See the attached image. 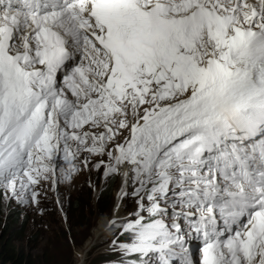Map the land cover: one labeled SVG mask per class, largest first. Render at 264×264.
I'll list each match as a JSON object with an SVG mask.
<instances>
[{"label": "snow or ice", "instance_id": "6c2138e0", "mask_svg": "<svg viewBox=\"0 0 264 264\" xmlns=\"http://www.w3.org/2000/svg\"><path fill=\"white\" fill-rule=\"evenodd\" d=\"M83 172L110 264H264V0H0V201Z\"/></svg>", "mask_w": 264, "mask_h": 264}, {"label": "rangeland", "instance_id": "374dc122", "mask_svg": "<svg viewBox=\"0 0 264 264\" xmlns=\"http://www.w3.org/2000/svg\"><path fill=\"white\" fill-rule=\"evenodd\" d=\"M88 175L93 182L95 178L98 180L94 174L83 172L71 185L60 189L67 197V220L61 216L55 198L43 205L46 208L43 214L14 201L7 205L0 201V264L13 263L5 260L7 252L13 257H22V264H107L115 259L106 235L93 240L102 218L112 210L115 186H109V201L103 203L99 194L107 186L96 184L93 190L87 185ZM90 241L95 243L92 248ZM104 258L109 259L102 263Z\"/></svg>", "mask_w": 264, "mask_h": 264}, {"label": "trees", "instance_id": "16d2710c", "mask_svg": "<svg viewBox=\"0 0 264 264\" xmlns=\"http://www.w3.org/2000/svg\"><path fill=\"white\" fill-rule=\"evenodd\" d=\"M107 189L106 188L101 189L100 194H99L100 195V199L99 200H101L103 203L109 201L111 187H109ZM74 205H77V202H75ZM1 221L2 220L0 219V225H1ZM6 255H7V258H5V260L7 259L6 261L13 262L12 264H22L21 263V261L23 260L22 257H19V256L18 257H13L12 254H10L9 252H7ZM102 257H104V256L102 255ZM110 261H112V260H110ZM110 261H108L109 264H110Z\"/></svg>", "mask_w": 264, "mask_h": 264}, {"label": "bare ground", "instance_id": "6f19581e", "mask_svg": "<svg viewBox=\"0 0 264 264\" xmlns=\"http://www.w3.org/2000/svg\"><path fill=\"white\" fill-rule=\"evenodd\" d=\"M78 176H80V175H78ZM77 176V177H78ZM96 184H100L99 183V181L97 180V181H95V188H97V185ZM101 185V184H100ZM109 186H107L106 187V189L108 188ZM93 189V188H92ZM114 190H113V198H114ZM110 213H108V214H105V216L103 217V218H105V217H107L108 215H109ZM102 218V219H103ZM100 222V221H99ZM98 225H99V223H98ZM104 235H106L105 234V232H104V230H103V227H102V224H101V226L100 227H98V228H96V231H95V233H94V236H93V240H95V239H97V238H100V236H104ZM95 238V239H94ZM92 240V239H91ZM91 242V241H90ZM88 243V244H90L91 245V248L95 245V243H93L94 241H92L91 243ZM90 245H89V247H90ZM87 251V250H86ZM89 251V250H88ZM81 261V260H80ZM81 264H83V262L81 263Z\"/></svg>", "mask_w": 264, "mask_h": 264}, {"label": "built area", "instance_id": "2783aa9c", "mask_svg": "<svg viewBox=\"0 0 264 264\" xmlns=\"http://www.w3.org/2000/svg\"><path fill=\"white\" fill-rule=\"evenodd\" d=\"M90 181H92V179H88V183L90 184Z\"/></svg>", "mask_w": 264, "mask_h": 264}, {"label": "clouds", "instance_id": "9594fccd", "mask_svg": "<svg viewBox=\"0 0 264 264\" xmlns=\"http://www.w3.org/2000/svg\"><path fill=\"white\" fill-rule=\"evenodd\" d=\"M87 185H88V182H87ZM105 259H109V258H105ZM111 260V259H110Z\"/></svg>", "mask_w": 264, "mask_h": 264}, {"label": "water", "instance_id": "95a60500", "mask_svg": "<svg viewBox=\"0 0 264 264\" xmlns=\"http://www.w3.org/2000/svg\"><path fill=\"white\" fill-rule=\"evenodd\" d=\"M89 250V248L87 249V251Z\"/></svg>", "mask_w": 264, "mask_h": 264}]
</instances>
